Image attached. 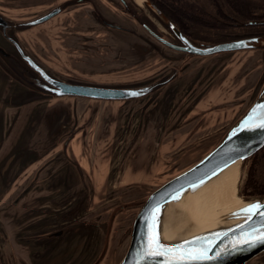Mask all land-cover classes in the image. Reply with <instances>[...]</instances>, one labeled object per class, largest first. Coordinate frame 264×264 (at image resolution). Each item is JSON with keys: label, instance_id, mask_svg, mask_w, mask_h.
I'll return each instance as SVG.
<instances>
[{"label": "crops", "instance_id": "0c3cea01", "mask_svg": "<svg viewBox=\"0 0 264 264\" xmlns=\"http://www.w3.org/2000/svg\"><path fill=\"white\" fill-rule=\"evenodd\" d=\"M116 23L127 27L122 21ZM108 45L116 61L106 53L90 55L82 59L85 73L100 86L125 88L129 82L103 80L102 75L142 64L151 56L152 44ZM201 62L190 61L156 93L135 100L64 96L15 104L13 82L6 74L0 75V225L11 227L15 239L16 234L27 233L20 237L30 240L26 247L30 264H72L75 260L90 264L98 257L103 259L110 242L119 241V234L130 232L133 219L129 226L120 222L125 215L121 203L131 200L125 194L136 196L145 185L155 187L156 174L147 171L152 163L162 162L161 155L171 145L174 128L167 120L169 112L161 124L158 110L217 107L210 105L214 97L208 107L204 105L205 96L198 92L208 78L198 66ZM119 110H142L141 117L137 122L120 123L125 113L123 116ZM218 110L222 108L218 106ZM128 137L132 138L128 145L116 141L126 143ZM75 196H81L78 202L84 211L76 209ZM79 221L83 229L76 234L66 233L35 245L38 236Z\"/></svg>", "mask_w": 264, "mask_h": 264}, {"label": "rangeland", "instance_id": "374dc122", "mask_svg": "<svg viewBox=\"0 0 264 264\" xmlns=\"http://www.w3.org/2000/svg\"><path fill=\"white\" fill-rule=\"evenodd\" d=\"M59 9L60 12L47 21L37 22ZM108 17L115 22L110 21ZM146 18L158 28L166 40L177 41L144 2L139 5L135 0H0L2 20L0 21V75L6 74L13 82L15 104L33 99L64 97L53 93L56 89L35 67L43 69L49 76L60 81L65 79L69 83L100 86L92 82L95 77L86 75L85 61L82 59L93 54H107L106 56L113 59L112 61H116L117 56L114 57V54L108 50L110 42L152 44L149 47L151 56L142 64L127 67L125 72L102 75L105 77L103 80L117 78L124 80L125 83L129 82L125 88L149 90L155 84L185 69L190 61L192 63L197 59L202 60L198 66L208 78L205 86H200L202 89L198 92H203L202 95L205 96L202 100L206 103L204 105L208 107L210 98L214 97L210 105L217 107H214V110H158V120L163 119L161 124L164 123L165 112H169L167 120L170 119L169 125L174 128L173 132L169 131L172 134L171 145L161 155L162 162L152 163L151 169L147 171H151L152 175L156 174L155 187L145 185L142 187V193L136 196L125 194L131 200L127 199L126 205L121 203V212L125 215L120 222L123 224L127 222L128 226L131 219L134 222L147 197L156 188L183 173L211 152L264 90V49L220 53L208 57L185 54L156 40L145 28ZM120 21L127 27L116 23ZM258 26L264 25L244 23L242 27L234 28L228 35L232 40L253 35L264 36V31H261L263 28ZM135 50L137 53L140 47ZM131 52L129 49L128 53ZM33 64L36 66H32ZM161 87L130 100L156 93ZM199 106L202 107L201 103ZM218 106L222 110H218ZM141 111L119 110V114L125 113V118L120 117L119 122H127V124L137 122L141 117ZM145 112L146 110H143L142 115ZM131 139L128 137L126 143L121 140L116 141L124 146L128 145ZM68 140L65 141L64 149ZM248 160L240 163V192L246 181L250 164ZM80 197L75 196L74 204L77 205L78 211L80 209L84 211L85 208L78 202ZM243 199L250 200L244 197ZM123 206L126 207L122 208ZM132 226L126 235H118L116 239L119 241L110 242L111 248L109 247L103 259L97 256L98 258L96 257L97 259L90 264H119L128 250ZM18 229L23 231L22 227ZM82 229L83 225L80 221L77 224L59 225L53 232L38 236L34 243L39 245L50 239L62 237L66 233L76 234ZM60 231L65 233L62 236L48 237ZM22 234L27 233L20 232L16 234L15 239L11 227L0 225V264L32 263L26 253L30 240L20 237ZM263 256L264 253L247 264H264ZM81 262L82 260H75L72 264Z\"/></svg>", "mask_w": 264, "mask_h": 264}, {"label": "water", "instance_id": "95a60500", "mask_svg": "<svg viewBox=\"0 0 264 264\" xmlns=\"http://www.w3.org/2000/svg\"><path fill=\"white\" fill-rule=\"evenodd\" d=\"M160 23L170 31L179 44H174L159 36L148 27V32L169 48L185 54L207 57L220 53L264 49V36H251L232 41L197 46L151 2L144 0ZM59 10L47 14L38 23L47 21ZM0 21H2L0 19ZM248 25H264V21L248 22ZM32 66H36L33 64ZM41 76L54 87L56 96H78L99 100H129L155 90L167 83L168 78L155 84L149 90L132 88H111L104 86L69 83L49 76L43 69L35 67ZM264 90L242 118L233 125L223 140L192 167L156 188L145 200L135 217L128 250L119 264H169L170 257H147L144 250L153 228L159 233V240L165 246H184V254L191 250L195 255L207 248L209 259L173 261L172 264H247L264 253V207L251 208V205H264V197L254 198L234 210L218 215L210 224L193 234L172 238L170 224L173 207L182 205L187 198L221 175L238 162H245L264 148ZM250 209V210H249ZM155 210V211H154ZM154 212V214H153ZM65 231L55 232L48 237L62 236ZM185 241L194 243L185 244Z\"/></svg>", "mask_w": 264, "mask_h": 264}, {"label": "trees", "instance_id": "16d2710c", "mask_svg": "<svg viewBox=\"0 0 264 264\" xmlns=\"http://www.w3.org/2000/svg\"><path fill=\"white\" fill-rule=\"evenodd\" d=\"M151 2L197 46L232 41L228 35L244 23L264 20V0H151ZM146 27L163 37L157 27ZM264 31V26H258ZM164 38V37H163ZM179 44L176 40H169ZM241 194L244 198L264 197V149L249 160Z\"/></svg>", "mask_w": 264, "mask_h": 264}, {"label": "bare ground", "instance_id": "6f19581e", "mask_svg": "<svg viewBox=\"0 0 264 264\" xmlns=\"http://www.w3.org/2000/svg\"><path fill=\"white\" fill-rule=\"evenodd\" d=\"M135 1L139 5L144 2V0ZM240 163L229 167L209 184L187 198L182 205L173 207L170 224L172 238L198 232L207 227L210 221L218 215L237 209L246 203L239 189Z\"/></svg>", "mask_w": 264, "mask_h": 264}, {"label": "snow or ice", "instance_id": "6c2138e0", "mask_svg": "<svg viewBox=\"0 0 264 264\" xmlns=\"http://www.w3.org/2000/svg\"><path fill=\"white\" fill-rule=\"evenodd\" d=\"M259 107L264 108V105H261ZM261 126H264V122H262ZM261 207H264V205L257 203V204L251 205L250 209L251 208H261ZM261 215L264 216V213H261ZM259 239L264 240V234H261ZM184 243L189 244V243H194V241H185ZM199 251H200L199 255H195L193 251L191 250L187 251V255H185L183 245L165 246L161 244L159 240V233L155 230V228H153L151 235L148 238V247L144 250V254L147 257H153V256L163 257V256L168 255L169 253H174L170 257L169 264H172L173 261H184L186 259L198 260V259H209L210 258L206 256L207 248H204L203 250H199Z\"/></svg>", "mask_w": 264, "mask_h": 264}, {"label": "flooded vegetation", "instance_id": "af4514ba", "mask_svg": "<svg viewBox=\"0 0 264 264\" xmlns=\"http://www.w3.org/2000/svg\"><path fill=\"white\" fill-rule=\"evenodd\" d=\"M253 36H255V35H253Z\"/></svg>", "mask_w": 264, "mask_h": 264}]
</instances>
